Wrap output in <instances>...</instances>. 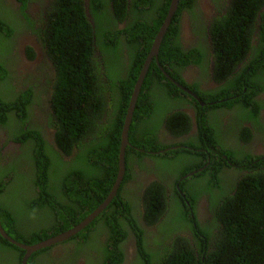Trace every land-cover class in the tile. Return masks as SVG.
<instances>
[{"label": "trees", "instance_id": "1", "mask_svg": "<svg viewBox=\"0 0 264 264\" xmlns=\"http://www.w3.org/2000/svg\"><path fill=\"white\" fill-rule=\"evenodd\" d=\"M69 1L71 9L51 5L55 18L33 31L43 42V61L49 65L45 78L54 90L53 113L48 117L49 128L54 130L52 142L48 143L49 131L42 126L34 123L23 128L34 115L30 107L38 102L35 93L15 91L16 86L0 89V124L5 126L10 116L15 118L24 107L16 119L20 128L11 132L15 141H21L22 154L14 155L4 167L0 164V221L9 236L28 245L71 229L108 196L118 172L125 107L170 2L89 0L90 15L96 22L90 23L82 0ZM193 1H179L159 48L157 60L162 69L153 60L144 78L128 134L131 146L125 153L126 173L117 196L84 230L37 251L27 264H264V155H255L246 146L257 130H264L259 119L264 98L258 97L264 94V0H229L225 12L214 20L207 52L218 85L205 90L198 84L187 87L195 90L201 103L223 101L210 106L194 103L197 130L190 133L191 120L183 112L168 109L158 118L161 102L157 93L163 92L169 102H187L184 97L188 94L181 95L183 92L166 74L185 85L179 68L190 63L200 67L205 57L200 46L184 49L179 40L182 12L190 22L197 15ZM22 2L26 4V0ZM126 6L132 7L130 26L119 29L113 22L109 28L96 27L102 17L113 18L114 14L123 21ZM19 28L13 5L0 0V53L5 43L17 41ZM111 32L114 37L107 42L106 33ZM192 33L200 34L201 29H192ZM10 71L0 65V82H12ZM124 99L126 104L121 102ZM215 106L222 108L221 112L225 107H239L233 112L237 133L231 136L232 144H226L220 135L219 127L228 131L229 123L221 125V115L209 112ZM114 108H119V114ZM162 123L166 129L159 130ZM166 132L181 138L179 144L192 150L154 154L177 145L163 138ZM260 137L263 141L264 136ZM207 155L210 164L191 178V184L184 180L187 202L175 196L167 201L166 193L176 192V183H167L168 170L159 174L156 165L161 167L168 159H186L183 176L195 170L197 163L204 165ZM145 157H152L155 164L143 166L141 171L155 178L143 193L139 194L141 188L134 193L129 188L135 182L131 165L139 166L138 161ZM3 161L0 156V163ZM228 161L236 163L239 167L234 169L243 174L230 186L220 176L224 168H232ZM69 162L71 169L60 171ZM85 164L92 170L87 175L82 172ZM14 182H18L21 203L26 204L23 208L52 210L51 223L24 230L27 226L21 223L11 200ZM24 191L27 194H22ZM205 192L210 193L212 203L209 217L201 220L195 206L198 196ZM24 253L0 236V264H21Z\"/></svg>", "mask_w": 264, "mask_h": 264}, {"label": "flooded vegetation", "instance_id": "2", "mask_svg": "<svg viewBox=\"0 0 264 264\" xmlns=\"http://www.w3.org/2000/svg\"><path fill=\"white\" fill-rule=\"evenodd\" d=\"M12 5L15 3V14L16 17L20 21V28L16 31L17 33L31 36L36 44L35 36L32 35L33 31L36 30V27L39 24H42L41 22H49L51 19L55 18L53 17L52 10L47 8V2L49 0H26V4L22 2V0H7ZM53 2L55 0H52ZM68 2H66V6L68 8ZM194 11L197 14L194 21H189V17L187 16L186 12H182L181 14V26H180V35L179 40L181 46L186 49L190 45H198L199 48L202 50V52L205 53V57L201 59V66H195L193 63H190L188 65H185L183 67L179 68V75L180 78L183 79L185 85H182L178 83L177 81L174 83H177L180 87V93L181 95H185L184 93L188 94L186 91H190L191 94L197 95L195 90H192L193 88L187 87L191 86L193 84H198L200 90L205 89H214L218 83H215L213 79V73H214V66L212 58L208 55V42L211 47V41L210 40V33H211V26L213 25V22L215 19L218 18L221 14H223L226 10V4L229 3V0H194ZM89 0H82V7L84 9L86 19L90 23L95 22V17H92L89 14ZM127 11H129V6H127ZM28 18L27 20L25 19ZM107 17V16H106ZM118 16L114 14L113 18H105L102 17L100 20L101 22L96 25V27H110L112 26V23L117 20ZM108 19L110 21H108ZM30 20V23H29ZM96 23V22H95ZM114 24V23H113ZM204 27V28H202ZM192 29H195L196 31L198 29H201L200 34L192 33ZM106 36L108 37L107 42H110V39L114 37V32L106 33ZM25 39V38H24ZM23 46L19 47V39L13 40L11 43H5L1 48L0 53V65H6L8 66L12 71L13 75L10 78L12 82L2 81L0 82V89H5L6 87H15V91L22 90L24 92L28 90H32L35 93L36 100H38L37 103L31 105L30 113L36 114V109H41L44 105V103L48 104L50 101V97L53 91V87L51 86L49 91L46 92V85L48 84L46 81V73L48 72L49 65L47 62L43 61V50L39 44V47H30L26 46L28 43L27 41H22ZM1 47V46H0ZM29 48H32L33 51H30ZM209 52H212L211 50ZM213 53V52H212ZM168 79H172L168 75ZM171 81V80H170ZM174 79H172V82ZM207 81L209 82L210 86H208ZM53 85V84H52ZM3 86V87H2ZM208 86V87H207ZM10 89V88H9ZM47 95V98H46ZM189 95V94H188ZM259 98H262V96H258ZM198 99L201 100L200 97ZM35 100V101H36ZM188 103H191L190 107L188 106L181 110L184 114H186L192 124V128L195 124V112L192 110L193 104L198 102L193 96L187 97L186 99ZM223 100H217L213 102H204L203 106H210L212 104L217 105V102H221ZM41 103L38 105V103ZM187 103V102H186ZM199 103V102H198ZM201 106V105H200ZM238 106L231 108V107H225V110L227 114L231 115ZM24 107H22L21 111H18L15 113V118L13 116H10V120L5 126H3L4 123L0 124V156L4 159L3 163H0L2 167L6 166L5 164H9L12 157H14V154L19 153V148L21 149V141H15V128H20L18 122L16 119L18 116L23 112ZM222 108H217L215 106L214 108H210L209 112H214L216 114H221ZM178 111V110H175ZM45 115H39L38 118H32L29 120V123H27L23 128L27 129V127L33 125L35 123V126H41L46 122L47 114L46 111H44ZM259 118L261 119L263 125H264V109L259 111ZM219 123H221V120H219ZM226 124V122L221 123V125ZM220 128V135L227 144L228 136L225 128ZM14 133H11V132ZM18 131V130H17ZM190 133H193L192 131ZM264 130H257L255 132V135L252 137V139L247 143V147L251 149L254 153L258 155H264V143L261 141L262 137L261 134L264 136ZM161 135H158L160 137ZM234 137V136H232ZM238 137V136H237ZM161 140V138H159ZM182 141V139H179L176 141L177 143V149H173L175 147L170 146L166 151H172V150H179V148H184L179 144ZM12 144H18V147L13 146ZM138 150V149H137ZM189 150H192L191 148ZM225 157V156H223ZM227 159V158H226ZM223 159V160H226ZM228 163L231 166L239 167L236 163H233L231 161H228ZM210 164L209 155H207L206 163L202 166H198L199 164H196L195 170L196 173H199V171H203L206 166ZM189 171V172H191ZM234 173L233 169H223L220 176L223 179V183L225 185H229L230 178L232 177ZM183 177V176H182ZM178 178V182L174 185L176 188V192L173 191L172 193H169V191L166 193L167 201L170 200V198L175 196L179 201H185L186 195L185 191L183 190V183L185 179ZM134 179H136L134 177ZM189 179V184H191V179ZM136 181V180H134ZM146 183L142 189V193L144 192V189L147 187ZM180 198V199H179ZM198 203L195 206H198V204L204 206V210L207 212V208L209 204L212 203L211 196L209 192L201 193L198 196ZM203 201V202H202ZM187 205H189L187 203ZM197 212V211H196ZM208 218V217H206Z\"/></svg>", "mask_w": 264, "mask_h": 264}, {"label": "water", "instance_id": "3", "mask_svg": "<svg viewBox=\"0 0 264 264\" xmlns=\"http://www.w3.org/2000/svg\"><path fill=\"white\" fill-rule=\"evenodd\" d=\"M179 1L180 0H170V4L166 13V16L164 18V21L162 23V25L159 28V31L157 32L152 46L150 48L149 54L145 60V63L143 64L139 75L137 77V80L134 84L132 93H131V100H130V104H129V108L127 111V114L124 118L123 121V125H122V130H121V141H120V147H119V153H118V172H117V176L115 178V181L113 183V186L108 194V196L105 198V200L99 204V206L94 209L93 212H91L84 220H82L79 224L73 226L71 229L66 230L64 232H61L59 234H57L56 236L50 237L46 240H42L36 244H23L17 240H15L14 238H12L11 236H9L5 230L2 227V224L0 222V236L6 240L7 242H9L10 244L24 250V255L22 257L21 260V264H27V261L29 260V258L32 256V254L36 253L39 250L60 244L65 242L66 240L74 237L75 235H77L78 233H80L82 230H84L92 221H94L101 212H103L108 206L109 204L112 202V200L117 196L118 190L123 182L125 173H126V162H125V153H126V148L128 146H131L129 143V129H130V125H131V120H132V116H133V111H134V107L136 104V100L137 97L140 93L142 84H143V80L145 78V75L147 73L148 67L151 63L152 58H155L157 61V57H158V53H159V48L161 46L163 37L168 29V27L171 24L172 18L178 8L179 5ZM158 63V62H157ZM168 77V75H166ZM169 78V77H168ZM171 80V79H170ZM177 86H179L176 83ZM188 94H191L190 91H186ZM196 100H198L200 102V99H198V97L196 95L191 94ZM201 105L203 106V103H201ZM15 147H18V144H12ZM190 176V174L188 175Z\"/></svg>", "mask_w": 264, "mask_h": 264}, {"label": "rangeland", "instance_id": "4", "mask_svg": "<svg viewBox=\"0 0 264 264\" xmlns=\"http://www.w3.org/2000/svg\"><path fill=\"white\" fill-rule=\"evenodd\" d=\"M207 84H208V86H210L208 81H207ZM162 94H163V92H160V91H158V93H157L158 101L161 102V105H160L161 111H158V114H157V116H159L158 117L159 119L162 117V115L166 114L165 111L168 109H173V112H182L179 109L186 108L187 106L189 108L191 105V103H188V101H187V103L185 101L182 102L180 100H177V101H171L170 100L171 102H169L168 99H166L162 96ZM175 110H178V111H175ZM226 117L228 118L227 123H229V126H230V130H228V134H227L228 140L226 142H227V144H232V143H230V140L232 139L231 136L233 134H236V132H235V130H236V118H235V116L232 117L229 114H226ZM159 119H158V121H160ZM158 128H159V130L166 129L165 123L159 124ZM162 136H163V138L167 139V141L168 140L170 141L172 139L168 135L167 132H166V135L162 134ZM262 142L264 143V140ZM104 144L108 145L109 143L107 141H105ZM87 149H88V151H90L91 147L87 148ZM238 150H240V148H238ZM254 154H256V153H254ZM137 157L138 156L136 155L135 162H137ZM161 162H163V160H161L160 163ZM138 163H139L140 167L137 164L131 165V171L134 172V177L136 178L134 180H136V181L132 185H130L129 188L131 190H134L133 191L134 193H136L137 188H141V191L139 193V194H141L144 185L146 183H149L152 180V178H155L152 174L149 175V174L144 173V170L141 171V168L143 166H148V168H151L155 164V162L153 161L152 157H145V158H143L142 161L139 160ZM79 164L81 165V162H79V160H78V167H79ZM187 164H188V162L186 159L183 160L182 162H177L175 159H173V160L168 159L167 164L161 165V167H158V165H156L155 172H156V168L158 169L159 174H161L160 170H165V169L168 170L169 178H167V183H170V181L174 182V180L179 177V175L182 173V170L184 168H186ZM71 167L72 166L69 162L68 165H66L65 167H62V169L60 171L67 172L69 169H71ZM82 172L87 175L88 172L91 173L92 170L90 168H88L87 164H85L83 166ZM238 177H239L238 172L234 171L232 177L230 178L229 185H227V186H230L231 181L233 179H235V181H236L238 179ZM10 194L12 197L11 200H13L12 204L15 205V207L17 208V210H14V211L15 212L17 211V213H19V218H20L21 223L23 225L26 224L25 226H27V229H24L25 231L38 228L40 226V223L46 222L45 224H48L49 222L51 223L52 220H54L53 217L51 218V216H52L51 211L52 210H42V211L31 210V211H29V210H25L23 208V207H25L26 204H23L20 201L21 192H19L18 182L13 183V192H11ZM22 194H27V192L24 191V192H22ZM23 200H24V202H27L26 199H23ZM197 215L201 220L206 219V217L209 216L208 208H207V212H206V210H204L203 204L202 205L199 204L197 207ZM134 254L135 253L133 251V257H134ZM131 255H132V250H130L129 256H131ZM129 261H131V260H129Z\"/></svg>", "mask_w": 264, "mask_h": 264}, {"label": "clouds", "instance_id": "5", "mask_svg": "<svg viewBox=\"0 0 264 264\" xmlns=\"http://www.w3.org/2000/svg\"><path fill=\"white\" fill-rule=\"evenodd\" d=\"M53 4H58V5H65L66 6V2H61L60 0H55L54 2L52 1V0H49L48 2H47V8L48 9H50V6L51 5H53ZM169 4H170V2H169ZM14 5H15V3L13 4V7H14ZM179 6V5H178ZM67 7V6H66ZM169 7V6H168ZM15 8V7H14ZM68 8H70L71 9V5H70V1L68 2ZM132 7H129V11H127V6H126V11H125V15H124V18H123V21H119V19L117 18V20H115L114 21V24H116L117 25V27L119 28V29H121V28H124V27H126V26H130L129 25V23H130V21H131V14H132V10H130ZM178 9V8H177ZM168 10V9H167ZM88 11H89V14H90V10L88 9ZM177 11V10H176ZM176 13V12H175ZM25 19L27 20L28 18H26L25 17ZM173 19V18H172ZM164 21V20H163ZM172 22V21H171ZM29 23H30V20H29ZM42 24H39L37 27H36V29L37 28H40V27H43L46 23H48V22H41ZM163 23V22H162ZM162 25V24H161ZM159 31V30H158ZM37 33H40V32H37ZM32 35H34L35 36V39H36V44H35V42H34V40H33V38L31 37V36H26V35H23V34H19V37L17 38V40L19 39V46H18V48L19 47H21V46H23V43H22V41L24 40V41H27L28 43L26 44V46H30V47H32V48H34V47H39V44H40V46H41V48H42V50H43V42L33 33ZM25 38V39H24ZM155 38V37H154ZM154 40V39H153ZM153 43V42H152ZM152 46V45H151ZM151 48V47H150ZM150 51V50H149ZM43 53H44V50H43ZM148 54H149V52H148ZM148 54H147V56H148ZM147 56H146V58H147ZM146 58H145V60H146ZM158 58V57H157ZM145 60H144V62H143V64L145 63ZM153 60H155V62H156V65H157V67L158 68H160V70L162 69V67L161 66H159V64L157 63L158 62V60L156 61V59L155 58H152V60H151V63H152V61ZM151 63H150V65H151ZM150 65H149V67H148V70L150 69ZM143 66V65H142ZM148 70H147V72H148ZM165 73V72H164ZM147 74V73H146ZM166 74V73H165ZM166 75H168V74H166ZM146 76V75H145ZM170 80V79H169ZM144 81V80H143ZM171 82H172V79H171ZM174 82H176L175 80L172 82L173 84H175L176 85V83H174ZM53 85H54V83L53 82H51ZM143 85V84H142ZM177 86V85H176ZM177 87H179V86H177ZM180 88V87H179ZM49 89H50V87L48 86V85H46V92H48L49 91ZM141 91V90H140ZM53 95H54V90L52 91V94H51V97H50V101H49V103L48 104H46V103H44V105H43V107L41 108V109H39V108H37L36 109V114H34L33 115V118L35 117V118H38V116L41 114V115H45L44 114V111H46V114H47V118H46V122H44V124L43 125H41L42 126V129H44V130H47V131H49L48 132V134H47V141H48V143L49 142H52V137H51V134H53V129H50L49 128V122H48V117H49V115L50 114H52L53 113V105H52V98H53ZM190 96H192L191 94H189ZM188 95V96H189ZM139 96V95H138ZM262 96V98H264V94H262L261 95ZM46 98H47V95H46ZM116 100H119V98L118 97H114ZM184 98H186L187 99V97H184ZM130 100H131V96H130V99H129V102H128V104H127V108L125 107V115H124V118H125V116H126V114H127V111H128V108H129V104H130ZM137 100H138V97H137ZM137 100H136V104H137ZM123 104H126V99H124V100H122L121 101ZM199 102V101H198ZM41 103L39 102L38 103V105H40ZM136 104H135V107H134V110H135V108H136ZM200 104H201V101H200ZM204 105V104H203ZM202 106V105H201ZM114 110V112L115 113H118L119 114V108H114L113 109ZM192 110L194 111V109H193V107H192ZM133 113H134V111H133ZM226 114H227V112H226V110H225V112H221V114H218V115H221V117H220V120H221V123H223V122H226V124H227V122H228V118L226 117ZM230 116H232V117H234V113H232ZM132 119H133V116H132ZM260 119V118H259ZM261 120V119H260ZM124 121V120H123ZM131 122H132V120H131ZM244 125L245 126H247V127H250V124L249 123H244ZM131 126V125H130ZM197 130V128H196V125L194 124V127L192 128V125H191V131L192 132H194L195 133V131ZM227 132V134H228V131H226ZM168 133V132H167ZM237 133V132H236ZM168 135L172 138L171 139V142L172 143H176V141L177 140H179V139H181V138H177V137H173V136H171L169 133H168ZM89 139H91V140H93V138L94 137H92V135H90L89 137H88ZM222 138V137H221ZM120 141H121V136H120ZM168 142H169V140H168ZM119 147H120V144H119ZM129 147V146H128ZM173 147H175V148H173V149H177V146H173ZM184 148H187V149H190V148H188V147H186V146H183ZM168 148H165V149H163V150H161V151H159V152H157V153H154V154H159V153H161V154H165V151L167 150ZM118 153H119V149H118ZM22 154V148L20 149L19 148V153H17L16 152V154H14V155H16V156H20ZM255 155H258V154H255ZM227 157L225 156V157H223V159H226ZM63 160L65 161V162H68L69 161V159L67 158V157H63ZM235 168V166H232V168L231 169H233L234 171H236V172H238V174H239V177L238 178H240L243 174L240 172V169H237V170H235L234 169ZM227 169V168H226ZM200 172V171H199ZM190 174V176H188ZM196 174V171H191V172H186L184 175H183V177L181 178V180L182 179H188V177H190V179L191 178H193V176ZM179 176V177H180ZM178 177V178H179ZM178 178H176L174 181H176ZM238 180V179H237ZM31 184H32V180H31ZM119 191V190H118ZM199 201H197V203H198ZM196 203V204H197ZM199 205V204H198ZM198 207V206H197ZM197 207H196V211H197ZM197 213V212H196ZM210 214V213H209ZM209 217V216H208ZM1 222V221H0ZM129 254H130V251H129ZM132 256V255H131Z\"/></svg>", "mask_w": 264, "mask_h": 264}]
</instances>
